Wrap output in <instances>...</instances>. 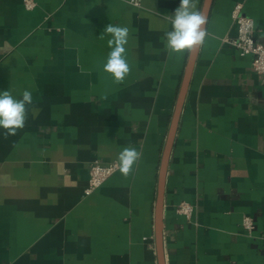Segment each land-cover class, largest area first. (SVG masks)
<instances>
[{
	"label": "crops",
	"instance_id": "1",
	"mask_svg": "<svg viewBox=\"0 0 264 264\" xmlns=\"http://www.w3.org/2000/svg\"><path fill=\"white\" fill-rule=\"evenodd\" d=\"M33 1L0 0V91L33 100L23 129L0 128V264H157L158 166L188 54L166 48L180 0ZM236 3L264 45V0H213L165 177V264H264V76L229 42ZM108 24L129 29L121 83L103 71ZM125 147L141 153L131 174L85 196L90 166L119 165Z\"/></svg>",
	"mask_w": 264,
	"mask_h": 264
},
{
	"label": "clouds",
	"instance_id": "2",
	"mask_svg": "<svg viewBox=\"0 0 264 264\" xmlns=\"http://www.w3.org/2000/svg\"><path fill=\"white\" fill-rule=\"evenodd\" d=\"M199 0H180L179 6L170 16L172 29L165 34L166 48L169 53L192 52L199 49L205 42L207 32V16L197 7ZM104 32L111 35L108 46L107 62L103 71L109 73L116 83H121L130 72L126 60V48L129 29L119 25L108 24ZM32 93L25 90L22 98L14 97L9 90L0 91V128L4 135H15L23 129L28 118V106L32 105ZM141 157V153L133 147H125L119 153V171L128 176Z\"/></svg>",
	"mask_w": 264,
	"mask_h": 264
},
{
	"label": "built area",
	"instance_id": "3",
	"mask_svg": "<svg viewBox=\"0 0 264 264\" xmlns=\"http://www.w3.org/2000/svg\"><path fill=\"white\" fill-rule=\"evenodd\" d=\"M24 7L30 10L35 7L33 0H22ZM134 6H139V0H129ZM242 3H236L231 12V18L236 26V36L229 42L237 49L240 56L250 55L251 69L256 74L264 76V45L254 37L253 20L242 12ZM119 168L117 162L105 164L94 162L89 168L87 185L84 195L95 192ZM176 213L190 218L193 206L188 202H180L176 206ZM242 225L248 232L253 228L251 217L244 216Z\"/></svg>",
	"mask_w": 264,
	"mask_h": 264
},
{
	"label": "water",
	"instance_id": "4",
	"mask_svg": "<svg viewBox=\"0 0 264 264\" xmlns=\"http://www.w3.org/2000/svg\"><path fill=\"white\" fill-rule=\"evenodd\" d=\"M213 0H203L200 10H202L208 19ZM198 50L188 52L185 65L183 68L181 80L177 90L176 100L174 108L171 114L170 123L168 126L167 134L164 140L159 166L157 173V186H156V200L154 208V243L157 257V264H165L164 249H163V199L165 190V177L167 172V166L169 156L174 143L181 110L185 97L187 94L188 86L190 83L192 70L196 61Z\"/></svg>",
	"mask_w": 264,
	"mask_h": 264
}]
</instances>
